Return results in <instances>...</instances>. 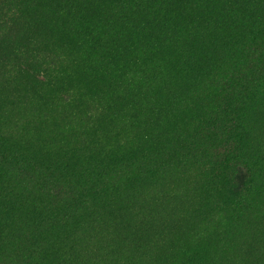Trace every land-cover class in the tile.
I'll use <instances>...</instances> for the list:
<instances>
[{"label": "trees", "instance_id": "obj_1", "mask_svg": "<svg viewBox=\"0 0 264 264\" xmlns=\"http://www.w3.org/2000/svg\"><path fill=\"white\" fill-rule=\"evenodd\" d=\"M31 1L34 0H0V27L3 33L21 24L28 27L32 25L26 19L24 11ZM113 1L118 20L124 25L126 32L133 28L129 16L138 13L134 11L138 7L143 10L139 12L140 15L162 18L163 25L167 24L168 16L177 17L179 14L178 9L171 8L170 0ZM62 4L69 3L63 0ZM221 12L223 13L217 22L209 17L208 12L203 13V18L208 14L205 20L210 25H218L221 30L217 38L225 37L221 41L226 42L222 44L224 60L216 64L211 62L204 70V74L209 73L217 79L219 102L215 106L206 105L203 108L199 105L191 108L190 104L186 103L184 110L187 108L190 110L193 120L186 121L185 134L178 140L169 138V133L163 130L162 140L155 137L150 139V136L148 141L150 140L152 149L135 156L136 151L132 152L131 148L129 149L132 144L130 138L127 139L129 143L125 146H122L114 136L110 138L104 136L105 138L94 144L87 140L82 141L79 135L72 134L70 130L69 134L61 131L63 135L61 138L58 131L54 139L57 144L56 151L40 156L16 147L15 139L10 135L17 132L21 137L23 132L21 125L15 128L14 124L19 123L13 117L15 113L6 111L5 117L0 116V176L7 178L9 175H16L28 180L26 192L12 193L15 198L12 197L13 203L24 201L26 217L24 225L16 227L22 220H16L18 211L15 206L5 205L3 202L0 204V244L7 238L12 240L8 247L0 250V264H5L4 262L68 264V261L64 260L70 259L74 245H81L87 241L93 243L94 251H98L103 240L110 243L116 240L111 235L112 232L121 239L120 242L124 246V255L127 258L124 259L121 255L122 258L118 260L120 263L124 261V264H161L171 253L174 254L173 258L183 259L180 264H235L234 256L243 257L250 254L256 233L249 234V241L243 236L237 245L229 243L219 254L210 256L201 244L183 242L180 237L184 233L180 230L182 223L180 213L176 211L175 214V210L171 208L156 206L147 196L142 200L139 198L141 202L135 203L134 196L124 195L130 190L137 189L145 178L153 177L152 163L155 164V169L163 167L165 169L167 161L173 157L181 159L188 156L197 160L198 155L203 156L204 161L199 164L200 169L197 171L196 190L207 200L206 194L210 196L217 214L221 215L224 209L228 212H241L248 207L251 197L255 194L257 182L263 174L261 172L263 161L259 157L258 159L248 157L246 153L249 147L247 135L254 128L256 117L261 115L264 122V0L227 2L224 3ZM80 16V12L69 13V28L72 26L71 32L82 37L79 38L81 45L83 40H86L87 49L90 44L99 43L105 34L114 37L110 23L115 21H110L105 25V29L94 34L93 27L84 25ZM14 33L8 32L0 36V63L9 66L11 73L29 71L30 67L39 65L41 71L44 70L48 87L52 88L57 85V78L65 74L64 71L68 72L64 66L69 67L78 62V57L72 53L59 58L57 56L59 50L49 45L47 39L34 37L25 32L21 41H18L12 37ZM229 35L231 37H227ZM118 38L119 47L124 48L117 50H124L129 39L132 38V41L136 42L135 39L138 37ZM136 44L133 52L138 56L134 63L138 76H131L130 84L135 88L129 89H136L140 85L145 90L151 89L161 75L147 68L144 57L149 53L157 54L164 47V42L151 38L146 39L145 44L136 42L133 45ZM239 48L244 51V55L235 59L234 52ZM90 53L96 54L94 51ZM98 61L93 60L92 63L98 65ZM174 61L193 77L196 75L195 71L198 73L203 67H193L187 50L178 52ZM212 69L216 70L215 74H212ZM171 74L172 72L168 77ZM204 74L201 73L204 78H197L198 82L206 80ZM219 74L221 75L218 77ZM140 78L145 82H140ZM8 80L7 78L4 82ZM197 81L194 82L198 84ZM5 85L8 86L7 83ZM75 88L74 91L68 89L57 99L59 105L57 115L64 117L60 120L64 128L70 123L65 117H72L68 111L84 100L81 90ZM2 91H7V88ZM29 91L16 98L17 105L14 106L18 111L31 109L37 112L41 108L47 112L46 115L52 116L47 109L46 101L49 99L45 97L41 99L38 107L29 99L30 96L37 99L38 92L34 89L33 83L29 85ZM2 94L4 93H0V96ZM145 104L141 113L147 108ZM7 107L9 106L3 104L1 98L0 115ZM178 110L180 111L181 107ZM96 114L97 111L92 116L93 119ZM46 115H39L32 119L30 124L36 127L37 119H49ZM135 117L140 119V115ZM132 133L135 134L134 131ZM73 146L79 148L76 150ZM240 148L246 149H242V152ZM117 196L122 197L118 202L111 203ZM110 203L114 205L111 208L112 215L118 212V209L121 210L118 214L122 218L120 223L122 231L119 235L116 233L117 225H108L106 210L103 215L96 209L101 205L109 207ZM125 221L129 224H125ZM104 222L106 227L103 226ZM164 224L165 227H162ZM125 229L132 233L128 239L125 236L127 233H122ZM106 231L108 234H105ZM253 232H257L255 228ZM219 255L220 258L216 260ZM101 261L102 264L105 263L103 259ZM94 264L100 263L97 260Z\"/></svg>", "mask_w": 264, "mask_h": 264}, {"label": "rangeland", "instance_id": "obj_2", "mask_svg": "<svg viewBox=\"0 0 264 264\" xmlns=\"http://www.w3.org/2000/svg\"><path fill=\"white\" fill-rule=\"evenodd\" d=\"M62 1H31L24 11L26 19L32 25L28 27L21 24L15 29L6 30V33H3L0 27V36L6 35L8 32H15L12 37L21 41L26 32L34 37L47 39L49 45L59 50L57 52L59 58L66 57L70 53L78 57L76 64H68L69 67L64 66L68 72L64 71L65 74L57 78L58 83L52 88L48 87L43 74L44 70L41 71L39 65L30 67L29 71L21 70L11 73L9 66L0 63V93H4L0 99L2 98L3 104L9 106L7 107L9 110L5 109L0 116L5 117L6 111L15 113L13 117L19 121L14 124L15 128L21 125L23 132L21 137L17 132L10 135L15 139L16 147L46 156L47 153L56 151L57 144L54 139L58 131L60 133L58 136L63 138L61 131L69 134L70 130L72 134L79 135L82 141L87 140L94 144L104 136L108 138L114 136L122 146H125L129 143L127 139L130 138L132 144L129 149L131 148L132 152L136 151L134 154L136 156L152 149V144L150 140L148 141L150 136V139L155 137L162 140L163 130L169 133L171 139L178 140L185 134L186 121L192 122L193 120L190 110L188 108L184 110L186 103L190 104L191 108L198 105L203 108L206 105L215 106L218 104L217 79L209 73L204 74V70L209 67L211 62L216 64L224 60L222 44L226 42L225 40L221 41L225 37L217 38L220 36L219 31L221 32V30L218 25H210L205 20L208 14L203 18V13L208 12L209 17L217 22L223 13L221 10L224 3L241 0H170L171 8L178 9L179 14L177 17L168 16L166 25L162 24V18L157 19L154 15H140L139 12H143V10L138 7V9H134L138 13L129 16L133 28L128 32L118 20L113 0H65L69 3L65 5L62 4ZM73 11L81 13L82 23L92 26L94 34L105 29V25L110 21H115V23H110L114 30V37L111 38L105 34L99 43L90 44L87 49L86 40H83L81 45L79 38L82 37L71 32L73 31L72 26L69 28L68 17L69 13ZM148 30L152 31L148 32ZM120 36L138 37L135 41L140 44H145L146 39L151 38L164 42V47L157 54L149 53L144 57L145 64L148 65L147 68H151L161 75L153 88L145 90L140 85L136 89H129V87H133L130 84L131 76H138V73L135 72L137 67L134 66L138 56L136 52H133L137 44L133 45L136 42L131 38L128 40V44L126 43L127 46L124 50H117L120 48L118 38ZM221 36L223 35L221 34ZM168 37H172V39L170 40ZM184 50L188 51L194 68L203 66L198 73L195 71L194 77L174 61L175 55ZM91 51L96 54L90 53ZM234 54V58L239 59L244 55V51L239 48ZM99 59L100 61H98ZM93 60L98 61V65L93 64ZM166 71L167 74H165ZM170 72L172 74L168 77ZM215 72L216 70L212 69V74ZM201 73L204 74L206 80L198 82L197 78H204ZM7 78L9 80L4 82ZM195 80L198 84L194 82ZM139 81L145 82L141 78ZM5 83H7V87ZM31 83L38 94L37 99L32 96L29 99L38 107L41 99L44 97L49 99L46 101L48 102L47 109L52 116L46 115L47 112L41 108L37 112L31 109H22L19 112L14 106L17 105L16 98L29 91ZM75 87L81 90L84 100L68 111L72 117H65L69 119L70 123L67 128H64L60 121L64 117L57 115L59 113L57 99L62 97L68 89L74 91ZM6 88L7 91H2ZM145 101H147L146 104ZM144 104L147 108L145 112L141 113ZM11 107L14 108L11 109ZM180 107L185 112L179 111ZM96 111L97 114L93 119L92 116ZM39 115H46L49 119H37L38 125L33 127L30 122ZM138 115H140V119L135 117ZM256 121L254 128L247 135L250 148H247L246 154L254 159L257 157L262 159L261 172L264 174V122L261 120V115L256 117ZM133 131L135 134L132 133ZM73 147L76 150L79 148ZM242 149L240 148L243 152ZM99 155L101 156V154ZM203 161L204 157L199 155L197 160L188 156L181 159L173 157L172 160L167 161L168 165L165 166V169L164 167L155 169V164L152 163L153 177L145 178L137 189L130 190L124 195L134 196L133 202L135 203L141 202L139 198L142 200L147 196L156 206L171 208L175 210V214L176 211L180 213L182 215L180 230L184 232L180 237L183 242L201 244L207 249L210 256L219 254L221 249L229 243L237 245L238 240L243 236L249 241V234L256 233L250 254L243 257L234 256L236 261L233 262L235 264H264V175L262 174L258 180L255 194L251 197L248 207L238 213L228 212L224 209L219 215L210 196L206 194L207 200L196 190L198 189L197 171L200 169L199 164ZM27 181V178H19L16 175H9L7 178L0 176V204L3 202L5 205L16 207L18 211L16 220H22L16 227L26 223L25 206L23 200L13 203L12 193L26 192ZM204 186L206 190V185L204 184ZM124 195L122 196L124 197ZM122 196H117L111 203L118 202ZM111 203L109 207L101 205L96 209L103 215L106 210L108 225H117L116 233L119 235L122 231L120 225L122 218L118 216L121 210L118 209V212H114L115 214L112 215L111 208L114 205L112 206ZM141 206L138 207L142 209ZM218 223L219 225H217ZM125 224H129V222L125 221ZM103 226L106 227L105 222ZM162 227H165V224ZM254 228L257 232L252 233ZM108 231L105 234H108ZM122 233H127L125 235L127 239L132 234L126 229ZM111 235L116 240L112 243L103 240L98 251H94L93 243L90 244L87 241L81 245H74L70 252V259L64 261H68V264H94L98 260L102 264L101 260L103 259L104 264H124V261L121 263L118 261L122 258L121 255L124 256V259L127 258L124 255L121 239L116 237L113 232ZM11 241V238H7L0 244V250L3 251V248L8 247ZM173 255L172 253L167 255L161 264H180L183 259L173 258ZM219 258L220 255L215 259Z\"/></svg>", "mask_w": 264, "mask_h": 264}]
</instances>
